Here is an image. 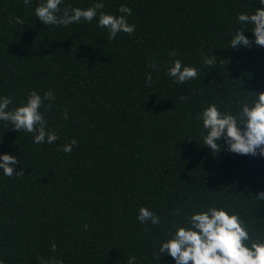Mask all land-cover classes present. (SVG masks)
Wrapping results in <instances>:
<instances>
[{
  "label": "trees",
  "instance_id": "1",
  "mask_svg": "<svg viewBox=\"0 0 264 264\" xmlns=\"http://www.w3.org/2000/svg\"><path fill=\"white\" fill-rule=\"evenodd\" d=\"M36 2L0 0V96L11 97L12 108L32 90L53 91L45 119L59 139L37 145L32 133L0 122V154L17 156L14 175L23 173L0 174L4 264H40L41 257L127 264L132 256L136 264H174L153 256L159 241L172 222L207 205L234 208L264 235V201L255 197L264 192V157L226 146L214 153L200 144L196 119L211 102L231 110L238 94L254 95L241 89L264 92V46L229 48L237 14L264 6L257 0H102L100 11L108 14L130 7L127 19L136 26L110 39L96 20L43 26ZM95 3L65 0L64 6ZM245 35L254 41L251 32ZM211 53L216 66L210 69L201 57ZM174 59L199 68L198 78L176 84L166 74ZM72 139L77 144L63 152ZM141 206L159 214L161 224H140Z\"/></svg>",
  "mask_w": 264,
  "mask_h": 264
},
{
  "label": "clouds",
  "instance_id": "2",
  "mask_svg": "<svg viewBox=\"0 0 264 264\" xmlns=\"http://www.w3.org/2000/svg\"><path fill=\"white\" fill-rule=\"evenodd\" d=\"M32 3L33 0H24L26 7ZM257 3L264 6V0H257ZM64 5L65 0H37L34 15L43 26L67 27L81 21L91 23L96 20L98 27L107 29L110 39H115L119 33L131 34L135 31V24H130L127 19L132 15V9L127 5L119 7L118 15L100 11L104 8L102 0H96L88 8ZM14 22L20 25L24 23L20 17H15ZM246 32L253 34L254 41L245 35ZM253 42L264 46V7L237 14L229 48L248 47ZM170 55L175 57L177 53L173 50ZM215 57L212 53L210 56H202L203 66L210 69L216 66ZM152 67L155 69L156 65ZM199 71L196 66L174 59L166 74L176 84L183 85L197 79ZM148 81H151V75L148 76ZM241 93L254 95L244 97L238 94V102L231 110L225 109L223 102L217 100L197 113L202 142L200 144L214 153H219L226 146L227 151L234 154L264 157V92H246L241 89ZM54 99L55 94L51 90L45 91L43 95L32 90L25 101L10 108L13 104L12 98L0 96V122L7 123L18 132L32 133L34 144H54L59 136L48 128V121L45 119V101ZM42 108L45 111H41ZM47 108H51V103ZM76 144L77 140L72 139L61 150L70 153ZM19 162L15 155L0 154V174L7 177L22 175V172L14 175ZM255 197L258 202L264 201V192ZM176 215L180 213L177 212ZM136 219L140 224H161L160 215L147 206L139 208ZM52 249L55 251V244ZM153 256L160 261L163 257H171L174 264H264V235L254 231L234 208L207 205L194 209L179 222H172ZM0 264H4L3 259H0ZM40 264L61 262L41 257ZM127 264H136V258L128 257Z\"/></svg>",
  "mask_w": 264,
  "mask_h": 264
}]
</instances>
